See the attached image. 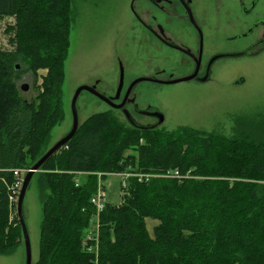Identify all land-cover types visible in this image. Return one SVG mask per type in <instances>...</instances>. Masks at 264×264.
I'll use <instances>...</instances> for the list:
<instances>
[{"label":"trees","instance_id":"obj_1","mask_svg":"<svg viewBox=\"0 0 264 264\" xmlns=\"http://www.w3.org/2000/svg\"><path fill=\"white\" fill-rule=\"evenodd\" d=\"M56 1L30 7L24 18H60L62 0ZM18 4L0 0V17L16 15ZM54 30L59 36L61 28ZM23 57L0 54V255L5 256L16 251L23 234L20 222L9 221V188L16 180L11 170L32 168L47 152L51 131L64 119L62 71L56 78L44 76L37 104L20 99L16 82L26 70L16 63ZM112 116L90 117L86 128H79L40 168L37 181L47 233L43 225L36 264H95L82 250L95 213V173L164 174L178 169L199 179L152 178L145 183L132 176L122 203L106 204L100 264H264L263 123L240 119L229 138L197 130L140 129ZM84 172L90 174L77 176ZM148 219L157 222L151 236Z\"/></svg>","mask_w":264,"mask_h":264},{"label":"rangeland","instance_id":"obj_2","mask_svg":"<svg viewBox=\"0 0 264 264\" xmlns=\"http://www.w3.org/2000/svg\"><path fill=\"white\" fill-rule=\"evenodd\" d=\"M48 1L19 0L16 15L0 17V54L24 56L21 62L16 63L17 67L26 70L22 78L16 82L22 101L37 104L39 93L42 92L44 76L51 73L56 78L54 74L63 72L61 98L64 119L51 131L46 151L71 131L72 100L78 88L96 86L100 94L107 97L113 95L119 83L120 62L126 77V87L137 78H152L159 68L175 71V66H172L173 61H168L165 50L157 46L155 50L149 48V40L143 38L135 23L130 8L131 0H62L63 10L60 18L55 15L51 19L46 18V15L34 19L24 18V14H28L25 11L30 7L53 6L47 4ZM58 1L60 2L57 0L56 4ZM213 21L211 19L207 26H213L215 24ZM240 22L243 21L237 19L235 22L227 21L220 25L224 28H232L238 27ZM54 27L61 28L59 36L54 32ZM225 62L217 67L214 80L210 83L181 82L172 85H154L141 82L132 94L136 95L141 107L145 108L147 104H152L165 113V125L159 130H187L189 133L197 130L231 138L240 119L264 124V55ZM176 74L179 75L177 72ZM23 85L29 87L28 91L21 90ZM76 106L79 117L78 129L86 128L85 125L90 117L100 113H109L113 115L112 118L125 123L119 111L112 110L91 93L82 92ZM178 170L172 171H177L179 177L168 179H199L198 176H189V174L183 176ZM39 172L43 170L34 174L23 204L32 264L40 260L41 231L42 226L45 225L37 181ZM88 174L90 172L78 173L77 176L87 177ZM125 174V172L95 173L99 181L93 197L98 200L97 196L102 191L101 193L105 192V206L121 204L128 180L125 179ZM26 175L27 173L23 179ZM134 175L139 182L145 183H149L152 178H167L164 177L165 173ZM141 175L150 177L148 181L145 179L140 181ZM80 183L78 178L76 187ZM19 196L20 194L9 209V221L16 222V225L20 222L17 213ZM93 206L95 207L94 204ZM98 211L96 206L94 217L87 228L90 234L93 232L98 238V247L97 243L89 242V245L97 247L98 255L88 253L85 245H82V250L93 256L95 264H100L101 214L104 210ZM156 223L154 220H147L150 236ZM46 228L45 225V233H47ZM87 234L85 233V236ZM25 260V240L22 234L20 245L13 254L0 255V264H25Z\"/></svg>","mask_w":264,"mask_h":264},{"label":"flooded vegetation","instance_id":"obj_3","mask_svg":"<svg viewBox=\"0 0 264 264\" xmlns=\"http://www.w3.org/2000/svg\"><path fill=\"white\" fill-rule=\"evenodd\" d=\"M130 8L143 38L149 40V48L155 50L157 46L165 50L168 61L172 60L175 66V71L159 68L152 77L154 80L167 82L194 76L187 82L207 84L214 80L215 71L222 62L264 55V0H131ZM211 19L215 24L207 26ZM237 19L243 21L238 27L220 25ZM119 65L121 69L122 63ZM120 78L121 70L115 93L104 95L114 107L104 103L119 111L127 126L164 127L165 113L152 104L141 107L136 95L132 94L141 84L130 89L138 78L126 87L124 75L119 91ZM142 83L172 85L157 81Z\"/></svg>","mask_w":264,"mask_h":264},{"label":"water","instance_id":"obj_4","mask_svg":"<svg viewBox=\"0 0 264 264\" xmlns=\"http://www.w3.org/2000/svg\"><path fill=\"white\" fill-rule=\"evenodd\" d=\"M120 70H121V78H120L119 91H120V89L123 86V79H124V69L122 68V66H121ZM193 77L194 76H190V77H186V78L170 80V81H167V82L154 80L152 78L142 77V78H138L137 80H135L131 84L130 89L133 87V85H136L137 83H140V82L157 81V82L163 83V84H176V83L190 81V80L193 79ZM28 89H29V87L27 85H23L22 88H21V90H23L24 92L28 91ZM130 89H129V91H130ZM129 91H128V93H129ZM82 92L91 93V94L95 95L96 97H98L103 102L109 103L111 106L114 107V105L112 104V102L108 98H106L103 94H100L96 90V86H82V87L78 88V90L76 91V93L74 95V98L72 100L73 127H72L71 131L67 135H65L60 141H58L56 144H54L52 146V148H50L44 154V156L29 170V172L25 176V178L23 180L20 196H19L18 206H17V213H18V217H19L20 224H21V227H22L23 237H24V240H25V249H26L25 264H32V252H31V245H30V240H29L28 229H27V225H26V219H25V216L23 215L24 198H25L27 189H28V187L30 185V182H31L34 174L40 170L42 165L54 153H56L63 146H65L75 136V134H76V132L78 130V126H79V117H78L76 104H77V100H78V98H79V96H80V94ZM117 107H121V106H117ZM140 129H152V128H140Z\"/></svg>","mask_w":264,"mask_h":264},{"label":"built area","instance_id":"obj_5","mask_svg":"<svg viewBox=\"0 0 264 264\" xmlns=\"http://www.w3.org/2000/svg\"><path fill=\"white\" fill-rule=\"evenodd\" d=\"M29 170L30 169H26V168L11 170V172L15 176L16 180L9 188L10 189V193H9L10 206H11L12 202L15 201L17 199L18 195L20 194V190L22 188L21 186H22V183H23V180H24L23 177H24L25 173L29 172ZM124 176H125L126 180L128 178L132 177V176L136 177V175L130 174V173H126ZM149 177L150 176L141 175L139 178H140V181H142L144 179L148 181ZM164 177L177 178V177H179V173H177V171H174V172L173 171H168V172L165 173ZM101 192L97 196L98 200L96 199V197H93L91 201L95 205V207L97 206L98 210L102 212L104 210V207H105V203H104V194H105V192L104 193H101ZM102 199H103V202H102ZM86 233H88L85 236V241H84V245H85L86 251L88 253L93 254V255H98V251H97L98 238H97V236L95 234H93V232H91L92 234H90L89 231H87ZM89 242L97 243V247L89 245L90 244Z\"/></svg>","mask_w":264,"mask_h":264}]
</instances>
